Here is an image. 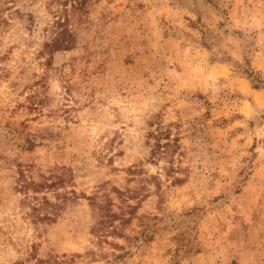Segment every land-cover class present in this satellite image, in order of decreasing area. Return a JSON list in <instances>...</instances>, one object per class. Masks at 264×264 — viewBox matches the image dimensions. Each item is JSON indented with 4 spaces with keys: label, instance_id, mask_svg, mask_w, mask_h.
Segmentation results:
<instances>
[{
    "label": "rangeland",
    "instance_id": "374dc122",
    "mask_svg": "<svg viewBox=\"0 0 264 264\" xmlns=\"http://www.w3.org/2000/svg\"><path fill=\"white\" fill-rule=\"evenodd\" d=\"M39 259L264 264V0H0V264Z\"/></svg>",
    "mask_w": 264,
    "mask_h": 264
},
{
    "label": "trees",
    "instance_id": "16d2710c",
    "mask_svg": "<svg viewBox=\"0 0 264 264\" xmlns=\"http://www.w3.org/2000/svg\"><path fill=\"white\" fill-rule=\"evenodd\" d=\"M67 18L64 19L63 21L57 20L54 21V26H53V36L49 40V42H46L45 45L48 46L49 48L53 47H59V46H65L68 42L69 39L71 38V31L68 29L67 26ZM117 194H121L122 192L115 188L114 189ZM112 201L111 199H107L106 203L101 205L100 203L96 204L98 208L101 210L100 219L98 220V225L97 230L102 229L105 226V223L108 222L110 223V226L112 228L110 229V232L115 233L116 232V227L112 225L113 221L116 220L117 214L111 211V206ZM129 208V214L133 211L134 207L133 205H128ZM121 222L124 223L127 221V218L125 217H120ZM104 225V226H103ZM45 260L39 259L37 264H44Z\"/></svg>",
    "mask_w": 264,
    "mask_h": 264
}]
</instances>
